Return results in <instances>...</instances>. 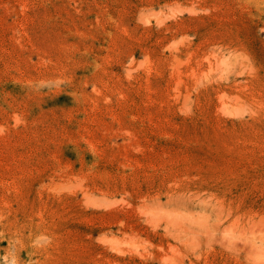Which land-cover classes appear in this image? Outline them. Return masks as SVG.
<instances>
[{
  "label": "rangeland",
  "instance_id": "rangeland-1",
  "mask_svg": "<svg viewBox=\"0 0 264 264\" xmlns=\"http://www.w3.org/2000/svg\"><path fill=\"white\" fill-rule=\"evenodd\" d=\"M0 264H264V0H0Z\"/></svg>",
  "mask_w": 264,
  "mask_h": 264
}]
</instances>
